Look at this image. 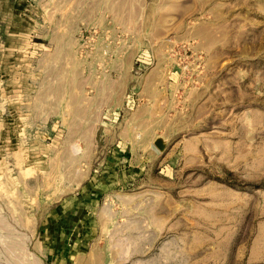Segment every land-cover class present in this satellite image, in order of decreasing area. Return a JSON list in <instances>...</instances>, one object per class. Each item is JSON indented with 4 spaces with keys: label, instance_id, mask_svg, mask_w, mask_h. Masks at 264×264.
<instances>
[{
    "label": "rangeland",
    "instance_id": "rangeland-1",
    "mask_svg": "<svg viewBox=\"0 0 264 264\" xmlns=\"http://www.w3.org/2000/svg\"><path fill=\"white\" fill-rule=\"evenodd\" d=\"M160 1L0 0V264H264V0H193L177 16L167 36L179 39L166 54L139 55L177 67L176 133L137 152L147 167L124 168L123 179L97 182L96 196L62 206L80 169L70 159L82 162L83 182L111 168L102 130L95 154L58 148L65 136L47 131L42 82L87 78L89 69L44 70L40 57L7 52L18 39L5 35L30 21L37 39L78 47L84 62L125 31L120 17L140 11L148 37L158 14L184 6ZM182 23L192 31L183 39ZM107 72L94 70L99 91Z\"/></svg>",
    "mask_w": 264,
    "mask_h": 264
},
{
    "label": "crops",
    "instance_id": "crops-1",
    "mask_svg": "<svg viewBox=\"0 0 264 264\" xmlns=\"http://www.w3.org/2000/svg\"><path fill=\"white\" fill-rule=\"evenodd\" d=\"M160 2V6L175 7L180 4L184 6L180 10L175 8L172 13L158 14L156 20L149 24L152 30L148 37L145 35L146 20L143 23L140 11L136 16L127 14L120 19L117 18L125 31L121 34L107 35L103 42V50L95 53L90 50V59L84 58V62L78 55L80 53L78 47L77 52L71 53L67 47L54 48L51 44L49 45V41L37 39L30 21L24 25L17 23L5 35L6 39H18L16 46L8 47L7 52L19 53L21 56L18 58L29 57L28 60L33 59L32 56L37 59L40 57L44 70L69 69L71 66L68 65L69 62L74 67L77 65V72L89 69L87 78L64 80L54 77L43 79L42 82V110H46V102L47 110H49L47 131L65 136L61 147L58 146V148L73 155H76L80 149L95 154L99 147L98 134L102 130L104 141L101 147L106 148L109 156L104 159V167L111 168L97 178L93 177V170H91L88 179L83 182L82 162L77 164L76 158L73 162L70 159V162L65 165L79 166L80 169L77 170V178L68 185L67 193H73L74 197L68 201L63 194L62 206L69 207V203H72L74 199L72 205L77 206L79 197L86 193L95 195L96 191H99L96 188L97 182L103 183L106 187L109 186V182H112L114 176L117 178L121 175L123 179L124 168L147 167L149 165L147 156L145 153L139 155L137 152L153 151L156 143L168 144L171 138L167 139V136L177 131L175 120L177 125V118L181 111L178 86H182L177 77V67L171 63L155 60L154 57L151 61L139 55L144 57L145 54H166V48H171L172 40L179 39L177 34L168 37L167 32L178 30L177 16L185 15L189 7L193 6V0H181L180 3L167 0ZM14 10L18 13L19 7H15ZM0 21L2 23L1 16ZM184 21L185 19L181 20V22ZM96 23L91 18L88 22L89 27L94 26L93 24L96 26ZM181 30L182 39L192 32L189 30L188 33L183 23ZM21 38L25 39L26 45L28 44L23 51H20L23 47L19 42ZM201 40L203 41V37ZM9 41L11 44L12 40ZM68 54H74L73 62L64 60L65 55ZM98 69L109 71L100 91L97 88L98 78L94 76V70ZM77 86L81 87V92L77 91ZM87 86L90 87L88 90L82 88ZM54 87H58L57 94ZM51 92L54 94L51 95ZM104 95L106 98L103 97ZM182 101L186 106L188 103L186 97ZM54 102L58 105L57 110L53 112L48 105ZM43 117L45 118V115ZM89 165L93 166L91 161Z\"/></svg>",
    "mask_w": 264,
    "mask_h": 264
}]
</instances>
